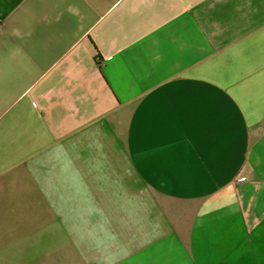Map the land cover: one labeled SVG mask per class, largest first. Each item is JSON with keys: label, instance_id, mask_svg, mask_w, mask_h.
Masks as SVG:
<instances>
[{"label": "crops", "instance_id": "1", "mask_svg": "<svg viewBox=\"0 0 264 264\" xmlns=\"http://www.w3.org/2000/svg\"><path fill=\"white\" fill-rule=\"evenodd\" d=\"M0 264H264V0H0Z\"/></svg>", "mask_w": 264, "mask_h": 264}]
</instances>
